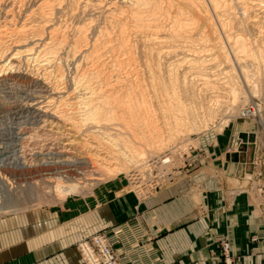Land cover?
I'll list each match as a JSON object with an SVG mask.
<instances>
[{
	"label": "rangeland",
	"instance_id": "rangeland-1",
	"mask_svg": "<svg viewBox=\"0 0 264 264\" xmlns=\"http://www.w3.org/2000/svg\"><path fill=\"white\" fill-rule=\"evenodd\" d=\"M77 1H62V5L59 10L60 12L56 13L57 16H59H55L57 17V19H55L54 24L58 26H55L54 24L53 26L57 29V31L59 30V35L62 34L61 36H64V38L59 37V39H65L62 40L63 42H61L66 46L61 43L62 49L60 52L62 53H59L60 59L55 61V65L58 66V68L56 67L53 69H56L55 73H58L62 76L60 84L62 83L63 87L65 86L69 88L68 90L72 93L75 91L73 95H78V92L76 91L78 89H76L77 87L75 86L76 83L74 82V85L72 80L73 77L80 78V76H78V73L80 74V70L84 68L82 66H85V61L84 59H82L83 57L80 56V53L82 56L86 54L87 57L88 55H92V60L87 59L89 61L87 62L89 66H85L86 68L84 69L88 68L89 73H91L92 75V65L94 63V65H96L98 61L96 67H99V70L101 71L100 75H102V77L109 78L112 74V76L109 78L110 82L108 83H110L111 86L113 85V88H116L115 90L117 92H114V89L112 88V94L116 95L117 101L113 102L116 104L109 102L108 105H105H110V107H112V104L113 106H115V108L112 107V110L110 107H108V109L110 108L109 110L112 111L110 113L114 115L116 120L114 119L111 120V122H102V124H97L96 126L89 121V123L86 122L85 125L82 122L81 126V118L84 117L74 115V117H76V121L79 122V126L77 125V127H73L70 123L68 124L67 121L65 122L56 117L53 110L46 112L37 111L35 113L38 114L36 117L34 115L27 116L26 112L15 115L14 113H12L11 108L10 110H8L7 105H9L10 103H12L10 105H13L14 103L23 104L26 100V102H30V99L31 102L34 103L36 101H43L45 100L44 98L47 97H58L59 95L56 96L55 94H52L49 91L50 89L46 85L40 83L41 80L38 79L39 77L41 78L39 74L41 73L40 71L42 69H39V67L36 66L33 62H31L33 63V65L31 63H29L28 65H21L19 69L15 68V71L11 69L9 70V72H6L2 77H0V105L4 106L2 109H0V217H9L13 216L9 214L26 213L34 210L46 212L49 210L53 211L57 208L63 209L64 206H67L68 201L76 197H85L87 196V194L94 192L96 187H100L102 184H105V182H109L112 180H120L118 184L112 186L115 187L113 190L120 189V193L118 192V194H123V196L129 194L134 199L142 200L144 198H147L148 196H151L155 193V191L165 186L167 182H170L172 178H174L175 175L179 173V170L182 169L184 163L188 164V162L191 161L192 158L196 157L195 155L191 154L193 152L194 154H196L200 143L203 142L204 138L219 134L225 128H228V126L231 127L232 125L239 122L241 123L251 121L254 123L255 128L257 129V131H259L263 140V151L260 156L264 155L263 123L259 121V118H247V116H239V109H248V107H250V103L252 102L253 103L251 104V106L259 103L263 106L261 108L262 113L260 114V117L264 122V82L261 80L262 78L260 75L253 77L251 80L252 82L250 80V82H240L239 79L235 80L234 77L230 75L231 73H234V70H228L230 66L226 63L228 60L224 56L225 54H227V57L229 59L230 53L228 55V53H223L224 50L222 51L224 47V49L227 50L229 48L232 49V47L236 45V38L241 36L246 41L248 40L247 42L250 43V45H248L250 49H252L251 47L255 46V49L264 50V47L262 48V42L264 41V6H261L259 4L261 1L262 3H264V0H252L254 2V5L252 4V7H248V15L252 14V16L248 17L249 19L247 18V21L245 20V16H242L240 14V12L242 11L241 7L245 6L247 8V5H245L246 3L244 2H240L239 6L236 1L234 2V0L227 1L228 3L230 2L228 4L230 10L229 14H227L228 11L225 12L224 7H212V0H191L192 2L190 0H148L150 1L148 3H145V1L147 0H143L144 3L141 7L142 16L144 15L145 17L147 15V17L149 16V18L153 19L155 22L150 19V24L151 22L153 23L150 25L149 21H146L145 23H148L149 26L147 24L143 27H140V29L139 27L136 28L133 27L132 24H130L131 18L129 17L131 13L133 15L134 7L131 5L130 1L127 2L128 0H100V2L99 0H91L93 1L92 3L90 0H88L90 1L88 2V5H91L90 8L88 5V8L87 6L86 8L83 6H81L80 8L79 6L84 5L85 1L87 3V0H79V2L81 1L80 3ZM95 1H98L100 5ZM69 2L72 3L69 4ZM76 2L79 3V5L78 7L74 8L75 6H77L75 5ZM93 3L94 6L95 4H97L95 6L96 8L93 6ZM92 6L94 8H92ZM66 7L68 9H66ZM70 8L73 9L72 12ZM192 10H195V12L197 11V14L195 13V15L193 16ZM65 11L67 13H65ZM104 11H107L108 13H104ZM134 11L136 13V10ZM110 12H113V14ZM119 12L120 15L121 13H123L124 15L122 14L118 17ZM106 15L108 16V19ZM259 15L261 17H259ZM252 17H254V19ZM115 18L117 19L115 20ZM251 19L253 21L250 22ZM257 19L258 21H256ZM119 21L120 24L122 23L121 25L123 27L121 25L119 26ZM57 22H59V24ZM115 22L118 24L116 25ZM127 22L128 24H126ZM87 25L88 27H90V29L86 27ZM244 25L247 27V29H244ZM62 26L66 29H63ZM84 28L87 29V31ZM100 32H102L103 34L105 32L106 35L103 36ZM151 32L156 33V37L158 38L156 40L158 44L156 43V41H153V43L151 44V41L147 39V34ZM83 33L86 40H84V38H81L83 37ZM94 34L96 37L94 36ZM77 35H79L80 39H78L79 37ZM120 37L122 38V40H120ZM95 38L96 40L94 41ZM76 39L79 40V42ZM81 39L86 42L82 41ZM225 40L227 41V45H225ZM103 41L106 42L104 43ZM82 42L88 44H84V47L86 49L84 47L82 48ZM92 42L93 46L91 45ZM72 43L74 44V46H76L77 44L79 47L80 45L79 50L81 51H76V53L73 52V50H71V48L74 47ZM90 45L92 48L90 47ZM106 45L108 48L106 47ZM109 45L112 46L110 47ZM89 49L90 54L88 52ZM100 49L102 50L100 51ZM106 49L110 51H107ZM149 49L151 52L149 51ZM67 50H69V54L67 53ZM70 50L72 51V53H70ZM97 50H99L100 53L102 52V55L97 57L96 59L93 53ZM196 51L201 53H198L199 55L207 53L211 54L212 57L211 55H209L208 57V55L206 54L204 55L205 57L201 56V58L198 59L199 61H193L192 59L194 57L191 56V54L197 53ZM77 52L79 54H77ZM65 53L67 56L65 55ZM73 53L74 58L73 56L71 58L69 55ZM153 53L158 54V56ZM213 55H215L214 58ZM114 56L115 61L119 60L118 62L114 61ZM251 58L253 59L254 56H251ZM186 60H191V62H187ZM203 60L204 63L206 61L207 64H204ZM78 61L81 63H79ZM256 61L257 60L253 59L252 62ZM76 62L77 66H74L76 65ZM200 62H202V64ZM252 62L249 61L242 64H251ZM117 63L120 64L117 65ZM166 63H168L167 66ZM169 63L172 66H169ZM209 65L211 66L209 67ZM79 66L81 67V69ZM204 66H207V68H205ZM75 67L77 71L75 70ZM77 67L79 68L77 69ZM227 70L229 71V73H227ZM52 73L55 74L54 71H52ZM108 73L110 74V76H108ZM14 74L21 77V81L15 79H5L8 76H13ZM114 78H116V82ZM113 80L114 84H112ZM125 96L128 101L125 99ZM117 97L121 98L120 101L119 98L117 99ZM126 102L131 103L129 104V106H131L132 108L129 111H126L127 109L124 111L123 109V107L127 105ZM125 103L126 105L122 106V104ZM55 105L57 104L55 103ZM108 115L109 114H107V116ZM116 117H119V119ZM174 122L176 124H174ZM94 138L96 140L99 139L100 141L103 140L104 143L110 142L112 140L114 143H117L116 146L111 144L109 145L107 143V146H110L111 149L113 148L114 150V148L116 147V150H122L123 152H126L127 155L129 153L128 150L131 151V154H135H133V158L137 159L138 163L140 162L139 164L145 166L140 175V180L144 184H142L144 190L146 187L148 189L150 188L149 184L152 183V180H154L155 176H163L161 178V184L155 186V188L153 189L147 190L148 193L144 194L143 196L136 194L137 192L135 191L137 188L132 187L129 183V180H127V176L131 172L130 170L133 168H130V170H128L129 172L127 171L128 174H117L115 176H109L106 173H104L106 175L102 174L98 176L101 172L93 173L91 171L86 173L84 172L83 175H73L74 178H71L69 175H67L66 172H63V174L57 176L51 175L50 177L49 175H41V173L39 175L36 173V176L28 174L29 170L34 171L33 169L40 166L44 161V159L40 158L42 157V154H48L47 156L49 157H56V159H58L61 164L64 163L69 165L73 162H79L83 166L89 165L92 159H90L91 157L88 156L89 150L88 148L86 149L85 143L88 144V142L92 141V139ZM112 141L111 143H113ZM259 157H257V159ZM15 158H18V160L14 161ZM118 159L121 161H125L124 158L122 159V157H118ZM119 160L117 161L120 164L121 161ZM164 160L165 162H163ZM254 161L255 159L252 160V163ZM82 169L79 168L77 171H81ZM88 169H90V167ZM83 171L84 170H82V173ZM21 173H23L24 175L20 176L19 174ZM58 177L59 179H56ZM59 182H61L60 185H62L64 188V190L60 194L55 193V186ZM71 185L77 186L69 189L68 186ZM260 186L264 188L263 185ZM117 198H119V196ZM62 211L66 212L65 209ZM18 215L20 214H17V216Z\"/></svg>",
	"mask_w": 264,
	"mask_h": 264
},
{
	"label": "crops",
	"instance_id": "crops-1",
	"mask_svg": "<svg viewBox=\"0 0 264 264\" xmlns=\"http://www.w3.org/2000/svg\"><path fill=\"white\" fill-rule=\"evenodd\" d=\"M262 143L253 122H239L204 138L196 157L142 200L118 194L112 180L63 209L2 216L0 264H85L77 242L101 229L123 264H264V176L252 163Z\"/></svg>",
	"mask_w": 264,
	"mask_h": 264
},
{
	"label": "bare ground",
	"instance_id": "bare-ground-1",
	"mask_svg": "<svg viewBox=\"0 0 264 264\" xmlns=\"http://www.w3.org/2000/svg\"><path fill=\"white\" fill-rule=\"evenodd\" d=\"M64 1V0H62ZM62 1L61 0H0V77H2L6 72H9V70L11 69H19V67L21 65H28L29 63L33 62L35 63L36 66L39 67V69L41 68L42 70L40 71L41 73L39 74V76H41V78L39 77L38 80H41L40 83H43V85H46L50 90V92L52 94H55L56 96L59 95L58 97H47V98H44L45 100L43 101H36V102H31V99H30V102H26L23 103V104H17V103H14L13 105H10L12 103H10L9 105H7L8 107V110H12V113H14L15 115L19 114V113H22V112H26L27 113V116L28 115H34L35 117L38 115V114H35L37 111H52L55 113L56 117H58L60 120H63V121H67L68 124L70 123L71 126L73 127H77V125L79 126V122L76 121V117H74V115H77V116H83L84 118H81V126H82V122L83 124L85 125L86 122H91L93 124H95V126L97 124H102V122H111V120H114L115 117L114 115H112V107L115 108V106H113L111 103L113 102H116V95L112 94V90L114 89V92L116 91L115 89L116 88H113L110 83L109 78L112 76H110V74L108 73V76H110L109 78L108 77H102L101 74V71L99 70V67L97 68L96 65L98 64V61H97V64L96 65H92V75L91 73H89L88 71V68L87 69H84L86 68L85 66H89L87 64V62H89L87 59H91V56L88 55V58L86 54H84L83 56L81 55L80 53V56L83 57L82 59H84V64L85 66L83 65L82 67H84L83 69H81L80 67V74L78 73V76H80V78H76V77H73V80L72 82L74 83V85L77 87L76 90L78 93V95H73L74 92L72 93L71 91H69L67 87H63L62 83L60 84V80L61 79V75H59L58 73H55L56 69H53V68H58V66L55 65V61L59 60L60 56H59V53H62L60 52L61 51V45L63 44L62 40H65V39H62L59 37H63L64 36H61L62 34L59 35L57 29L53 26L54 24V21L55 19H57V12L59 13L60 11V7L62 5ZM69 1V0H68ZM75 1V0H74ZM77 1V0H76ZM91 1V0H90ZM87 0V3L85 1V4L84 5H79V0L76 2L75 5L77 6H73L74 8L78 7V5L80 6H83L86 8V6L88 5V2H90ZM104 1V0H103ZM102 1V2H103ZM131 2V5L135 8H133V15L131 13L130 17L131 18V22L130 24L133 25V27H136L140 29V27H143L145 25H147L148 23H145L146 21H149V24H150V21L153 20L151 18H149V16L147 17V15L144 17V15L142 16V12H141V7H142V4L144 3L143 0H128L127 2ZM151 1V0H150ZM150 1H145V3H148ZM191 1V0H190ZM227 1H230V0H212L211 2V5L212 7H224V11L229 14V10L230 8L228 7V3ZM236 1V3L239 5V3L241 2H244L246 3L245 5H247V8L250 7L254 2L252 0H234V2ZM84 2V1H83ZM93 1H91L92 3ZM96 3H98L100 5V0L99 2L98 1H95ZM125 2V3H127ZM192 2V1H191ZM72 3V2H69V4ZM243 3V4H244ZM259 3V2H258ZM68 4V5H69ZM83 4V3H82ZM190 4V3H189ZM210 4V3H208ZM242 4V5H243ZM261 6H264V3H262V1L259 3ZM97 4H95L96 6ZM102 5V4H101ZM121 5V4H120ZM130 5V4H129ZM210 5V6H211ZM254 5V4H253ZM89 6V5H88ZM87 6V8H88ZM91 6V5H90ZM89 6V8H90ZM93 6H94V3H93ZM92 6V8H94ZM107 6V5H106ZM232 6V5H231ZM240 6V5H239ZM63 7H64V4H63ZM68 7V6H67ZM66 7V9H68ZM72 7V8H73ZM105 7V6H104ZM193 7V6H192ZM245 7V6H244ZM241 7L242 8V11L240 12V14L242 16H245V20L252 16L251 15H248V11H249V8L247 10V8L245 7ZM252 7V6H251ZM73 8V9H74ZM79 8V9H80ZM96 8V7H95ZM102 8V7H101ZM195 8V7H194ZM71 9V8H70ZM69 9V10H70ZM71 9V12L72 10ZM78 9V8H77ZM100 9V8H99ZM123 9V8H122ZM131 9V8H130ZM264 9V8H263ZM76 10V9H75ZM82 10V9H81ZM84 10V9H83ZM96 10V9H94ZM98 10V9H97ZM104 10V9H103ZM110 10V9H109ZM136 10V13L135 11ZM198 10V8H197ZM213 10V9H211ZM232 10V9H231ZM235 10V9H233ZM253 10V9H252ZM250 10V11H252ZM91 11V10H90ZM99 11V10H98ZM108 11V10H107ZM107 11H104V13H108ZM111 11V10H110ZM120 11V10H119ZM191 11V10H190ZM263 11V10H262ZM85 12V11H84ZM93 12V11H92ZM118 12V11H117ZM197 12V11H196ZM195 10L193 11L192 10V13H193V16L195 15ZM201 12V11H200ZM224 12V13H225ZM65 13H67L65 11ZM113 14V12H110ZM126 13V12H125ZM189 13V12H188ZM191 13V12H190ZM218 13V12H217ZM56 14V15H55ZM102 14V13H101ZM111 14V15H112ZM116 14V13H115ZM118 17L121 16L123 13H121L120 15V12L118 13ZM197 14V13H196ZM202 14V13H201ZM226 14V15H227ZM71 15V14H69ZM80 15V14H79ZM110 15V16H111ZM124 15V14H123ZM57 16V17H55ZM65 16V15H64ZM77 16V14H76ZM87 16V15H86ZM105 16V15H104ZM107 16V15H106ZM126 16V15H125ZM192 16V17H193ZM221 16V15H220ZM235 16V14H234ZM55 17V18H54ZM73 17V15H72ZM89 17V16H88ZM95 17V16H94ZM101 17V16H100ZM113 17V16H112ZM117 17V16H116ZM153 17V16H152ZM216 17V15H215ZM219 17V16H218ZM226 17V16H225ZM231 17V16H230ZM259 17H261L259 15ZM264 17V16H263ZM63 18V17H62ZM69 18V17H68ZM71 18V17H70ZM85 18V17H83ZM114 18V17H113ZM195 18V17H194ZM213 18V17H212ZM228 18V17H227ZM233 18V17H232ZM254 19V17H252ZM64 19V18H63ZM67 19V18H66ZM75 19V18H74ZM87 19V17H86ZM94 19V18H93ZM99 19V18H98ZM107 19H108V16H107ZM117 18H115L116 20ZM123 19V18H122ZM121 19V20H122ZM151 19V20H150ZM249 19V18H248ZM95 20V19H94ZM110 20V18H109ZM120 20V21H121ZM128 20V19H127ZM61 21V20H60ZM82 21V20H81ZM85 21V20H84ZM120 21H119V26L122 24H120ZM154 21V20H153ZM247 21V20H246ZM253 21L252 19L250 20V22ZM258 21V19L256 20ZM109 22V21H108ZM118 22V21H117ZM155 22V21H154ZM194 22V21H193ZM198 22V21H197ZM204 22V21H203ZM206 22V20H205ZM227 22V21H226ZM59 24V22H57ZM76 23V22H75ZM116 23V22H115ZM114 23V24H115ZM153 22H151L152 24ZM220 23V22H219ZM218 23V24H219ZM67 24V22H66ZM70 24V23H69ZM78 24V23H77ZM85 24V23H84ZM118 23H116L117 25ZM128 24V22L126 23ZM148 24V26H149ZM150 24V25H151ZM222 24V23H221ZM55 25V24H54ZM81 25V24H80ZM99 25V24H98ZM156 25V24H155ZM154 25V27H155ZM55 26H58V25H55ZM66 26V25H65ZM74 26V25H73ZM76 26V25H75ZM84 26V25H83ZM97 26V25H96ZM108 26V25H107ZM122 26V25H121ZM220 26V25H219ZM60 27V26H59ZM82 27V26H81ZM80 27V28H81ZM87 28L90 29V27H88V25L86 26ZM106 27V26H105ZM110 27V26H109ZM123 27V26H122ZM132 27V26H131ZM244 29H247V27L244 25ZM63 28V26H62ZM60 28V29H62ZM69 28V26H68ZM103 28V27H102ZM108 28V27H107ZM135 28V29H136ZM63 29H66L65 27ZM77 29V28H76ZM75 29V31H76ZM79 29V28H78ZM83 29V28H82ZM85 29V28H84ZM95 29V28H94ZM105 29V28H104ZM114 29V28H112ZM138 29V30H139ZM142 29V28H141ZM148 29V28H147ZM154 29V28H152ZM69 30V29H68ZM87 31V29H85ZM118 30V29H116ZM121 30V28H120ZM149 30V29H148ZM147 30V31H148ZM151 30V29H150ZM261 30V29H260ZM61 31V30H60ZM105 31V30H104ZM123 31V30H122ZM125 31V30H124ZM190 31V30H189ZM243 31V30H242ZM65 32V31H64ZM81 32V30H80ZM83 32V30H82ZM70 33V32H69ZM79 33V32H78ZM85 33V32H84ZM84 33H83V37L81 38H84ZM97 33V32H96ZM102 33V32H100ZM114 33V32H113ZM117 33V32H116ZM122 33V32H121ZM77 34V33H76ZM81 34V33H80ZM90 34V33H89ZM99 34V33H98ZM97 34V35H98ZM127 34V33H126ZM147 34V33H146ZM226 34V33H225ZM224 34V35H225ZM82 35V34H81ZM80 35V36H81ZM103 36L106 35V33L104 32V34L102 33ZM124 35V34H123ZM145 35V34H144ZM148 35V38L150 41H151V44L153 43V41H156L157 43V40L158 39L156 37V33L154 32H151ZM158 35V34H157ZM79 37V35H77ZM89 36V35H88ZM87 36V37H88ZM95 36V34H94ZM93 36V38H94ZM99 36V35H98ZM97 36V37H98ZM114 36V35H113ZM119 36V35H118ZM160 36V35H159ZM167 36V35H166ZM231 36V35H230ZM67 37V36H66ZM96 37V36H95ZM110 37V36H109ZM115 37V36H114ZM117 37V36H116ZM123 37V36H122ZM125 37V36H124ZM163 37V36H161ZM263 37V36H261ZM100 38V37H99ZM121 38V37H120ZM119 38V39H120ZM168 38V37H167ZM258 38V37H257ZM80 39V37L78 38ZM98 39V38H97ZM104 39V38H102ZM118 39V40H119ZM140 39V38H139ZM142 39V38H141ZM165 39V38H164ZM235 39V38H234ZM248 39V38H247ZM259 39V38H258ZM257 39V40H258ZM77 40V39H76ZM82 40V39H81ZM84 40H86V38H84ZM82 40V41H84ZM96 40V38L94 39V41ZM106 40V39H105ZM122 40V38L120 39ZM124 40V38H123ZM127 40V39H126ZM125 40V41H126ZM169 40V39H168ZM227 40V39H226ZM225 40V45H227V41ZM62 41V42H61ZM73 41V40H72ZM79 42V40H77ZM166 41V40H165ZM248 41V40H247ZM244 38L241 37H237L236 38V45L231 48H229L228 50L227 49H222L223 53H230V58L228 59L227 57V54H225V58L228 60L226 63L230 66V68H228V70H234L233 72L234 73H231L230 75L232 77H234L235 80H238L240 82H250L252 80L253 77L257 76V75H260L261 76V80L264 82V50H261V49H255V46L254 47H251L252 49L249 48L248 45H250L249 42H247ZM263 41V40H261ZM70 42V41H69ZM68 42V44H69ZM86 42V41H84ZM99 42V40H98ZM104 43L106 41H103ZM112 42V41H111ZM110 42V43H111ZM142 42V41H141ZM162 42V40H161ZM171 42V41H170ZM174 42V41H173ZM216 42V41H215ZM214 42V43H215ZM256 42V41H255ZM62 43V44H61ZM74 43V42H73ZM72 43V45L74 46V44ZM83 43V42H82ZM101 43V42H100ZM99 43V44H100ZM103 43V44H104ZM108 43V44H110ZM125 43V42H124ZM123 43V44H124ZM160 43V42H159ZM230 43V42H229ZM253 43V42H252ZM257 43V42H256ZM255 43V44H256ZM84 44L83 43V46L82 48L84 47ZM87 44V43H86ZM85 44V45H86ZM93 44V42L91 43V45ZM107 44V45H108ZM148 44V43H147ZM158 44V43H157ZM217 44V43H216ZM234 44V42H233ZM264 44V41L262 42V48L264 47L263 46ZM64 45V44H63ZM88 45V44H87ZM90 45V47H91ZM97 45V44H96ZM106 45V47H107ZM126 45V44H124ZM161 45V44H160ZM229 45V44H228ZM261 45V44H259ZM259 45H258V48H259ZM66 46V45H64ZM93 46V45H92ZM104 46V45H102ZM101 46V47H102ZM110 47L112 45H109ZM119 46V45H118ZM127 46V45H126ZM125 46V47H126ZM166 46V45H164ZM171 46V45H170ZM204 46V45H203ZM213 46V45H212ZM219 46V45H218ZM257 46V45H256ZM80 47V45H79ZM79 47L78 45L76 44V46L74 47H70L71 50H73V52L76 53V51H81L79 50ZM123 47V46H122ZM172 47V46H171ZM227 47V46H226ZM70 48H66V49H70ZM80 48V49H82ZM85 48V47H84ZM92 48V47H91ZM96 48V47H94ZM93 48V49H94ZM99 48V47H98ZM108 48V47H107ZM202 48V47H201ZM86 49V48H85ZM104 49V48H103ZM125 49V48H124ZM188 49V48H187ZM70 50V51H71ZM102 49H100L101 51ZM107 50V49H106ZM111 50V48H110ZM110 50H107V51H110ZM154 50V48H153ZM158 50V49H157ZM163 50V49H162ZM170 50V49H169ZM191 50V49H190ZM203 50V49H202ZM201 50V51H202ZM205 50V48H204ZM220 50V49H219ZM63 51V50H62ZM84 51V49H83ZM93 51V50H92ZM99 50L97 51H94L93 55H95V58L97 59V57L101 56L102 52L100 53V51L98 52ZM128 51V50H127ZM147 51V50H146ZM150 51V49H149ZM168 51V50H167ZM192 51V50H191ZM69 52V50H67V53ZM89 54H90V49H89ZM125 52V51H123ZM151 52V51H150ZM153 52V51H152ZM195 52V51H194ZM197 52V51H196ZM212 52V51H210ZM214 52V51H213ZM64 53V52H63ZM72 53V51L70 52ZM85 53V52H84ZM87 53V52H86ZM106 53V52H105ZM112 53V52H111ZM127 53V52H126ZM158 53V52H157ZM160 53V52H159ZM195 53V54H191V56H193L194 58L192 59L193 61H197L198 59L201 58V56L205 57L204 55L206 54H203V55H199L201 53ZM203 53V52H202ZM209 53V52H208ZM222 53V52H221ZM69 54V53H68ZM77 54H79L77 52ZM88 54V53H87ZM92 54V53H91ZM104 54V53H103ZM153 54H156V53H153ZM66 55V53H65ZM158 56V54H156ZM164 55V54H163ZM166 55V54H165ZM184 55V54H183ZM186 55V54H185ZM208 57L209 55L211 54H207ZM67 56V55H66ZM71 58L73 56L74 58V53L69 55ZM76 56V55H75ZM190 56V55H189ZM215 55H213V58H214ZM251 56L253 57L254 56V60H257L256 62H252L253 59L251 58ZM64 57V56H63ZM80 57V59H81ZM113 57V56H112ZM212 57V55H211ZM210 57V58H211ZM220 57V56H219ZM250 57V58H249ZM68 58V57H67ZM66 58V60H67ZM94 58V57H93ZM169 58V57H168ZM180 58V57H179ZM185 58V57H184ZM209 58V59H210ZM222 58V57H221ZM95 59V60H96ZM102 59V58H100ZM112 59V58H110ZM117 59V58H116ZM170 59V58H169ZM208 59V58H207ZM252 59V60H251ZM63 60V59H62ZM92 60V59H91ZM90 60V61H91ZM94 60V59H93ZM185 60V59H184ZM202 60V59H201ZM206 60V59H205ZM215 60V59H214ZM71 61V60H70ZM80 61V60H79ZM78 61V62H79ZM102 61V60H101ZM113 61V60H112ZM114 61H115V56H114ZM119 61V60H118ZM118 61H115V62H118ZM160 61V60H159ZM187 61V60H186ZM191 62V60H188ZM187 61V62H188ZM199 61V60H198ZM218 61V60H217ZM251 61L252 63L251 64H248V65H243L242 63H245V62H249ZM111 62V61H110ZM121 62V61H120ZM162 62V61H161ZM172 62V61H171ZM189 62V63H190ZM23 63V64H22ZM33 63H31L33 65ZM62 63V62H61ZM81 63V62H79ZM78 63V65H79ZM93 63V62H92ZM105 63V62H104ZM112 63V62H111ZM149 63V62H148ZM177 63V62H176ZM202 64V62H200ZM203 63H204V60H203ZM206 63V61H205ZM204 63V64H205ZM224 63V62H222ZM113 64V63H112ZM120 64V63H119ZM117 63V65H119ZM168 63H166V66H167ZM178 64V63H177ZM207 64V63H206ZM31 65V66H32ZM81 65V64H80ZM114 65V64H113ZM116 65V64H115ZM175 65V64H173ZM212 65V64H211ZM209 65V67L211 66ZM219 65V64H218ZM216 65V66H218ZM74 66H77V62H76V65ZM102 66V65H101ZM109 66V65H108ZM111 66V64H110ZM156 66V65H155ZM169 66H172L170 63H169ZM203 66V65H202ZM26 67V66H25ZM33 67V66H32ZM77 67V69L79 68ZM118 67V66H117ZM205 67V66H204ZM213 67V66H212ZM250 67V68H249ZM63 68V67H62ZM110 68V67H109ZM113 68V67H112ZM116 68V67H115ZM154 68V67H153ZM168 68V67H167ZM201 68V67H199ZM203 68V67H202ZM207 68V66L205 67ZM204 68V69H205ZM35 69V68H34ZM91 69V68H90ZM105 69V68H104ZM123 69V68H122ZM169 69V68H168ZM173 69V68H172ZM211 69V68H210ZM218 69V68H217ZM224 69V68H223ZM22 70V69H21ZM58 70V69H57ZM60 70V69H59ZM75 70H76V67H75ZM94 70V72H93ZM112 70V69H111ZM115 70V69H114ZM203 70V69H202ZM208 70V69H207ZM227 70V71H228ZM15 71V70H14ZM13 71V72H14ZM39 71V70H38ZM52 71H54L55 74L52 73ZM61 71V70H60ZM77 71V70H76ZM75 71V72H76ZM204 71V70H203ZM206 71V70H205ZM226 71V72H227ZM24 72V71H23ZM35 72V71H34ZM37 72V71H36ZM58 72V71H57ZM62 72V71H61ZM114 72V71H113ZM175 72V71H174ZM173 72V73H174ZM18 73V72H17ZM186 73V72H185ZM225 73V72H224ZM229 73V71L227 72ZM76 74V73H75ZM103 74V73H102ZM197 74V73H196ZM201 74V73H200ZM206 74V73H205ZM208 74V73H207ZM226 74V73H225ZM72 76V75H71ZM107 76V75H106ZM171 76V74H170ZM173 76V74H172ZM118 77V76H117ZM180 77V76H179ZM202 77V76H201ZM230 77V76H228ZM170 78V77H169ZM173 78V77H172ZM204 78H207V77H204ZM210 78V77H209ZM208 78V79H209ZM5 79H15V80H20L21 77H19L18 75L14 74L13 76H8L7 78ZM116 78H114L115 80ZM120 79V78H119ZM127 79V78H126ZM125 79V80H126ZM129 79V78H128ZM175 79V78H174ZM184 79V78H183ZM14 80V81H15ZM114 80H113V83L114 84ZM203 80V78H202ZM250 80V81H249ZM1 81V80H0ZM21 81V80H20ZM117 80H115L116 82ZM119 81V80H118ZM129 81V80H128ZM172 81V80H171ZM260 81V80H259ZM112 82V80H111ZM120 82V81H119ZM252 82V81H251ZM62 85V86H61ZM122 85V84H121ZM73 86V85H72ZM74 86V87H75ZM69 87V86H68ZM46 88V87H45ZM113 88V89H112ZM118 88V87H117ZM67 89V90H66ZM121 90V89H120ZM17 91V90H16ZM47 91V90H46ZM73 91V90H72ZM111 91V92H110ZM136 91V90H135ZM6 92V91H5ZM117 92V91H116ZM137 92V91H136ZM122 93V92H121ZM128 95V94H127ZM126 95V96H127ZM138 95V94H137ZM118 96V95H117ZM126 96H125V99H126ZM122 97V95H121ZM130 97V96H129ZM113 98V99H112ZM119 97H117L118 99ZM133 98H134V95H133ZM137 98V96H136ZM112 99V100H111ZM121 98H119V101H120ZM14 100V99H13ZM39 100V99H38ZM127 100V99H126ZM235 100V99H234ZM128 101V100H127ZM21 102V101H20ZM111 102V106H106L105 104L108 105V103ZM130 102V101H129ZM126 103L125 104H122L123 105H126L123 107L124 111H129L132 107L129 106V104L131 103ZM132 102V101H131ZM55 103L57 105H55ZM120 103V102H119ZM134 103V102H133ZM253 103V102H252ZM250 103V106L251 104ZM113 104H116V103H113ZM137 104V103H136ZM3 105V104H2ZM138 105V104H137ZM255 105V104H254ZM253 105V106H254ZM121 106V107H122ZM247 106V105H245ZM4 106H1L0 105V109H2ZM108 107L111 108V110L108 109ZM117 107V106H116ZM128 107V108H127ZM177 107V106H176ZM244 107V106H243ZM255 113H259V115L262 113L261 112V108L263 107L262 104H257L255 105ZM182 109V108H181ZM180 109V110H181ZM187 110V109H186ZM1 111V110H0ZM117 111V110H116ZM123 111V110H122ZM114 112V111H113ZM104 113V114H103ZM123 113V112H122ZM102 114V115H101ZM107 114H109L107 116ZM116 115V114H115ZM241 115V110L239 109V116ZM119 116V115H118ZM242 116V115H241ZM31 118V117H30ZM78 118V117H77ZM119 119V117H116ZM123 118V117H122ZM181 119V118H180ZM116 120V119H115ZM168 120V119H167ZM120 121V120H119ZM142 121V120H141ZM180 121V120H179ZM261 123H263V126H264V122L262 120V118L260 117V120H259ZM88 122V123H89ZM172 122V121H171ZM127 124V123H126ZM137 124V123H136ZM174 124H176L174 122ZM186 124V123H185ZM226 124V123H225ZM88 126V125H87ZM118 126V125H116ZM192 126V125H191ZM196 126V124H195ZM174 127V126H173ZM188 127V126H187ZM193 127V126H192ZM93 128V127H91ZM136 128V127H135ZM191 128V127H190ZM96 129V128H95ZM98 129V127H97ZM101 129V128H100ZM115 129V128H114ZM131 129V128H130ZM197 129V128H196ZM92 130V129H91ZM193 130V129H192ZM99 131V130H98ZM101 131V130H100ZM106 131V130H105ZM131 131V130H130ZM104 133V132H103ZM86 135V134H85ZM91 135V134H90ZM103 135V134H102ZM94 136V135H93ZM92 136V138H93ZM14 137V136H13ZM86 137V136H85ZM88 137V136H87ZM103 137V136H102ZM113 137V136H111ZM16 138V137H15ZM89 138V137H88ZM135 138V137H134ZM108 139V138H107ZM114 139V138H113ZM86 140V139H85ZM115 140V139H114ZM125 140V139H124ZM124 140H121V141H124ZM137 140V138H136ZM112 141V140H111ZM110 142H106L104 143L103 140L100 141L99 139H92V141L85 143V146H86V149L88 148L89 150V153H88V156L91 157L90 159L91 162L89 165L87 166H83L81 165L79 162H73L69 165L67 164H64L60 161H58V159H56V157H53V156H47L46 154H42L40 157L41 159H44V161L41 163L40 166H38L37 168H34L33 170L34 171H28L29 173L28 174H31V175H35L36 176V173L39 175L41 173V175H49V177L51 175H61L63 174V172H66L67 175H69L71 178H74L73 175H80V174H84V172H101L98 176L106 173L108 174L109 176H115L117 174H128V170H130V168H133L131 169L130 173L128 174V178L127 180H129V183L131 184L132 187L134 188H137L135 192H137L136 194H139V192L143 191L142 188H144L142 186V181L140 180L141 178V173H142V170H144L145 166H142L141 164L138 163L137 159L133 158V154H131L128 150V155L126 154V152H123L121 149V151L116 150L114 148L111 149L110 146H107V143L110 145H115L116 146V143H111ZM133 142V141H132ZM163 142V141H162ZM160 143V142H159ZM84 144V143H83ZM161 144V143H160ZM158 144V145H160ZM164 144V143H163ZM162 144V145H163ZM241 144V143H240ZM119 146V145H118ZM120 148V147H119ZM126 148V147H125ZM124 148V149H125ZM128 148V147H127ZM140 151V150H139ZM138 151V152H139ZM86 152V151H85ZM133 152V151H132ZM142 152V151H141ZM135 155V154H134ZM87 156V157H88ZM140 156V155H139ZM138 156V158H139ZM118 157H122V159L124 158L125 161H121L118 159ZM40 159V160H41ZM51 159V160H49ZM172 159V158H171ZM18 158H15L14 161H17ZM121 161V163L119 164L118 161ZM137 161V162H136ZM126 162V163H125ZM128 162V163H127ZM165 162V160L163 161ZM89 163V162H88ZM84 164V163H83ZM133 166V167H132ZM90 167V169L88 168ZM82 169L84 170L83 173H82V170L81 171H77L78 169ZM128 171V172H127ZM43 172V173H42ZM127 172V173H126ZM144 172V171H143ZM1 174V173H0ZM91 174V173H90ZM104 174V175H106ZM20 176L21 175H24L23 173L19 174ZM40 175V176H41ZM89 175V174H88ZM34 176V177H35ZM33 177V176H32ZM39 177V176H38ZM77 177V176H76ZM83 177V176H82ZM92 177V176H91ZM78 178V177H77ZM43 179V178H42ZM56 179H59L56 178ZM68 179V178H67ZM86 179V178H85ZM88 179V178H87ZM102 179V177H101ZM105 179V178H104ZM89 180V179H88ZM58 181V180H57ZM100 181V180H99ZM55 183V182H54ZM61 182L57 183L56 186H55V193H58L60 194L64 188L62 185H60ZM73 183V182H72ZM71 183V184H72ZM82 183V182H81ZM74 184V183H73ZM78 184H79V181H78ZM86 184V183H85ZM64 185V184H63ZM67 185V184H66ZM89 185V184H88ZM144 185V184H143ZM150 185V184H149ZM74 186H77V185H71V186H68L69 189L70 188H73ZM142 186V188H141ZM79 187V186H78ZM86 188V187H85ZM141 188V189H139ZM52 189V187H51ZM79 189V188H78ZM81 190H82V187H81ZM139 190V191H138ZM69 191V190H68ZM71 191V190H70ZM83 240V239H82ZM80 240L77 245L82 241ZM79 250V249H78ZM80 253V251H79ZM80 256H81V259L83 260V262L86 264L87 261H84V256H82V254L80 253Z\"/></svg>",
	"mask_w": 264,
	"mask_h": 264
},
{
	"label": "built area",
	"instance_id": "built-area-1",
	"mask_svg": "<svg viewBox=\"0 0 264 264\" xmlns=\"http://www.w3.org/2000/svg\"><path fill=\"white\" fill-rule=\"evenodd\" d=\"M257 105V104H255ZM255 105L248 107V109H242L241 115L247 116V118H259V113H255ZM253 167L258 168L257 175H263L264 173V155L256 158L253 162ZM162 175L155 176L154 180L150 184L149 189L155 188V186L161 184ZM146 187V186H145ZM143 191L139 192L140 196L148 193L147 187L142 188ZM139 191V190H138ZM116 232V231H115ZM78 249L86 264H123L118 256L116 250L112 247L109 232L106 229L98 230L97 232L85 237L79 244ZM221 249L224 253L229 250L228 242L223 241Z\"/></svg>",
	"mask_w": 264,
	"mask_h": 264
},
{
	"label": "water",
	"instance_id": "water-1",
	"mask_svg": "<svg viewBox=\"0 0 264 264\" xmlns=\"http://www.w3.org/2000/svg\"><path fill=\"white\" fill-rule=\"evenodd\" d=\"M240 137L242 139L243 144H245L247 142L248 134L245 133V132H242L240 134ZM252 138H253V136H251V139ZM231 156L234 157V159H233L234 161H237L238 160V152H233Z\"/></svg>",
	"mask_w": 264,
	"mask_h": 264
}]
</instances>
